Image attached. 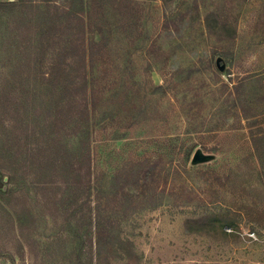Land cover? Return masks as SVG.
Returning a JSON list of instances; mask_svg holds the SVG:
<instances>
[{
  "label": "rangeland",
  "instance_id": "rangeland-1",
  "mask_svg": "<svg viewBox=\"0 0 264 264\" xmlns=\"http://www.w3.org/2000/svg\"><path fill=\"white\" fill-rule=\"evenodd\" d=\"M52 3L83 11H0V264H264V0H84L85 62L75 21L47 38ZM83 63L97 112L86 191L62 159L84 152L66 145L72 125L52 123ZM196 149L214 159L191 165Z\"/></svg>",
  "mask_w": 264,
  "mask_h": 264
},
{
  "label": "trees",
  "instance_id": "trees-1",
  "mask_svg": "<svg viewBox=\"0 0 264 264\" xmlns=\"http://www.w3.org/2000/svg\"><path fill=\"white\" fill-rule=\"evenodd\" d=\"M29 0H16L14 2H2L0 1V11H9V12H16L19 7H24L28 4ZM79 3L81 5V8L83 11L79 10H70L66 5L63 4H56L52 3L51 5L44 6L42 10H40L41 15H47L51 14L52 17L50 19V23L46 22L45 24L48 23L47 27L45 30L47 38L49 40H55L57 39L58 41L61 38V33L65 28H67V32L73 30V27L69 28L68 26L64 27V23L61 21H58L59 16H64L68 23H73V21L76 22V38L74 39H69V43L77 48V55L79 56L80 59H82V62H85V49H84V36H85V19L83 16L84 12V6L86 5L84 3V0H79ZM48 16V15H47ZM75 28V27H74ZM60 32V34H59ZM75 35V33H74ZM48 44H53V42H49ZM93 44H97L93 42ZM84 54V55H83ZM83 73H84V78L75 83V82H67V86H65L63 89H59L58 93L61 95L60 102L57 104V111L54 113V120H53V125H61L59 128L62 130H67L68 124L72 125V133L68 134V138L66 140V145L69 146L72 149H77L79 148V145L83 148V153L82 155L77 152V155L75 156L72 154L71 156H68L66 158H62L61 156L64 154L63 151H58V148H64L65 146L63 145V142L61 141L60 143V136L59 132L54 133L55 137L51 140L53 150L50 151V154L48 155V161L49 164L51 165L50 168L53 172L58 169L60 163V159H64V167H68L70 169V174L71 176H75L76 178H80L82 174L84 173V177L86 178V185H83V182L77 181L79 186L82 187L83 191L88 190L90 188V176H91V127L92 124L95 123L96 121V106L94 105L95 103V98L93 99L92 97L89 96L88 94V81L87 78L85 77L86 73V63H83ZM46 81L48 79V73H45ZM50 83L51 81H47ZM94 83V82H93ZM91 83V84H93ZM95 86V83L93 84ZM54 89L56 87H53ZM97 92L95 88L92 90V95L96 96ZM98 99V97H97ZM61 135V133H60ZM71 139H74V144L71 145ZM70 143V145H68ZM72 146V147H71ZM63 153V154H62ZM191 153V149H186L184 151L185 159H189V155ZM87 165L85 168V171L83 170L84 165ZM82 173V174H81ZM124 186L122 185L121 189H123ZM121 198L117 197V200H120ZM111 234L110 231H108L107 235ZM95 245H96V250L97 252L99 251L101 245H104L103 241L105 238L102 236L104 235L103 229L97 225L95 228ZM113 243L112 247L115 248L117 251L124 252V254L129 257L132 255V251L130 248H132V243L130 241H123L121 237L118 235H110L109 237ZM108 242V241H107ZM92 243V239L90 238V245ZM127 246V247H124Z\"/></svg>",
  "mask_w": 264,
  "mask_h": 264
},
{
  "label": "water",
  "instance_id": "water-1",
  "mask_svg": "<svg viewBox=\"0 0 264 264\" xmlns=\"http://www.w3.org/2000/svg\"><path fill=\"white\" fill-rule=\"evenodd\" d=\"M220 62H221V59L217 58L215 61V64L220 71H223L224 65L220 64ZM213 159H214V156L212 154H206L201 149H196L194 153L192 154L190 163L191 165L195 166V165H199L203 163H208Z\"/></svg>",
  "mask_w": 264,
  "mask_h": 264
},
{
  "label": "built area",
  "instance_id": "built-area-1",
  "mask_svg": "<svg viewBox=\"0 0 264 264\" xmlns=\"http://www.w3.org/2000/svg\"><path fill=\"white\" fill-rule=\"evenodd\" d=\"M252 236V235H251Z\"/></svg>",
  "mask_w": 264,
  "mask_h": 264
}]
</instances>
